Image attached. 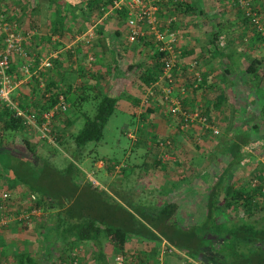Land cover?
<instances>
[{
    "label": "crops",
    "instance_id": "obj_1",
    "mask_svg": "<svg viewBox=\"0 0 264 264\" xmlns=\"http://www.w3.org/2000/svg\"><path fill=\"white\" fill-rule=\"evenodd\" d=\"M61 1H57L60 5V8H58V4H54L49 0H0V16L4 17L6 21H13L20 33L26 35L23 36L26 41L23 48L27 58L23 59L17 56L13 58L11 63V75L16 81L12 98L18 104L17 106L23 112L25 118L34 120L36 123L33 122V125H28L25 118L14 116V118L23 122V127L22 130L16 132L12 142L7 141L3 146L0 141V165L1 161L6 166L9 164L7 156L10 153L9 150L16 154L28 155L24 145L25 141L33 146L38 155L43 147L55 146L62 149V152L66 151L64 148L65 141L70 136L75 135V123L85 113L82 106L87 102L82 101L86 99L87 95L85 93L87 91L92 95H109L116 98L115 113L130 116L135 120V128L137 129L144 128V123H147L145 126L148 128L150 122H153L154 127L161 126L157 121L158 119L152 117V110L147 109L145 113L141 109L144 101H141L143 96L140 98L137 109H134L130 102L131 98H129V96L137 98L139 94L137 90L138 83L131 80L134 76L129 67L143 62L145 66H149L152 62V45L155 43L148 45L151 39L145 37L149 41L145 42V45L140 42L130 44L127 40L129 31L126 22L119 20L116 15L118 11L108 12L110 11L108 9L105 12H101L102 10L91 12L87 11L83 3L84 0ZM150 1L158 9L157 17L161 21L162 30L165 29V23L168 22V19L172 17L175 19L174 24L170 27L172 30L169 32L175 36V46L177 50L181 51L179 67L180 69L183 67L178 71L175 69L176 74L182 71H186L184 74L187 73L188 64L196 61L197 69L201 73V80L203 77V89L214 87L222 91L225 89L223 85L225 82L231 85L226 77H231L234 74L240 75L233 68L230 70V74L224 75L229 55L233 54L235 57L237 55V62L242 63L245 57H257L256 52H259L262 48L261 45L255 44L251 50H247L242 45L243 40L247 37L242 38L241 31L244 32V29L240 19L235 16L221 14V11H224V6L228 7V5L226 6L228 0ZM184 10L187 11L183 13ZM59 17L62 20L61 24L58 23ZM87 33H93V37L88 44H85L82 39ZM247 39L250 40L251 36ZM2 49L3 39L0 36V52ZM240 55H242L241 58ZM90 57L94 59L91 63L88 60ZM200 59L206 60V62H202V67L199 64ZM26 65H29L27 70L24 68ZM213 73L216 75H213ZM219 74L221 77L223 76L222 82L213 85L214 77ZM242 76L244 77V75ZM99 82L106 87L104 91L98 87ZM185 82L186 88L191 89L194 87L192 82L189 83L191 85L188 84L187 80ZM59 96L64 97L68 105V111L66 114L59 112L54 114L51 133L54 145L50 146V144L40 139L37 126L42 122L41 115L50 111L58 103ZM191 100L194 102L197 99L192 97ZM54 102L55 104H53ZM209 104L204 101L201 105L203 107ZM2 108L0 105V127H2L1 121L5 119L3 118ZM211 108L213 107L211 106ZM139 131L142 132V129ZM159 132L165 133L166 131H163V128L160 127ZM142 134L146 136L147 133L142 132ZM8 137L10 136L7 135ZM134 142H137V140ZM147 146L151 151L150 145ZM258 147L259 145H256V148ZM177 150L179 149L177 148ZM252 150L254 152V149ZM250 151L251 148L247 152L254 157L255 154ZM152 154L154 155L153 150ZM153 159L154 157L151 156V159L137 170H139L140 175L138 180L142 181L146 188L144 191L140 190L139 194L145 193L148 197L154 195L157 191L158 194L156 193V195L158 197L155 200H142L139 202L141 198L135 200V197L139 195L138 193L129 196L130 193L126 194L121 190L118 191L122 197L126 194V200L138 209H142L147 205L150 208L151 205L158 204L159 201H166L164 200L165 197L169 198L170 202L174 200L172 203L177 205L176 200L171 196L175 195L176 192L182 193L183 196L184 190L189 188L185 185H188L190 181H186L182 177L178 181L173 182L172 180L169 182L168 179L171 180L172 173L167 171V163L157 162L156 155L155 160ZM48 160L51 159L48 157ZM13 161L15 162V160ZM35 162L37 165L38 162L41 163L42 161L40 162L37 159ZM245 162L246 160L242 164L244 165ZM229 166L230 162L226 168H229ZM97 167L101 169L104 165L99 162ZM108 167L112 177L117 178L120 174L119 166L109 165ZM195 169L199 170V167ZM253 170L261 171L260 166L257 165ZM197 172V174H194L196 181L198 178L202 179L199 171ZM261 172V175L264 176V170ZM230 176L228 174V181H230ZM13 180L12 172L7 170L6 167L0 166V199L3 195H9L16 208L28 211L35 204L32 197L37 196L30 193L26 194L27 191L22 186L11 188ZM161 181L162 183H160ZM155 182H158L157 185H155ZM165 183H168L167 187H163ZM169 183H173V185ZM258 183H260L258 180H253L252 186L259 185ZM246 184L239 182L234 188ZM13 185H15L14 182ZM79 186L82 188L85 187V184L81 183ZM180 188L181 190L178 191L177 189ZM14 190L19 195L16 196ZM79 191L81 192V189ZM189 193L190 190L187 194ZM161 195L163 199H161ZM60 196L63 198L65 195L61 194ZM78 199L74 198L71 202L76 215L80 207L83 206L82 200L79 201ZM147 199L149 200V198ZM20 200L21 202H18ZM188 201L187 199L182 200V202H186L184 205L186 212L191 213L193 216L206 218V205H199L194 210L193 205ZM180 208L178 206V210ZM36 210L39 212L32 216L27 223L11 220L10 218L8 223L0 227V264H71L74 259H78V264H97L93 256L95 248L91 242H74L73 238L64 237V234H62L64 227L61 229L55 227V215L58 211ZM226 214L228 215L229 212L223 215ZM16 215L18 214L14 213V216ZM178 226L180 225L178 224ZM103 247L105 264L184 263L177 262L174 256L175 254L181 255V253L173 248L166 249L165 242L156 245L132 237L129 242L125 243L123 251L115 249L113 245L105 241H103ZM153 250H156L154 256L151 255ZM166 253L168 254L166 255ZM75 256L77 258H74ZM118 259H122V263H119ZM184 261L187 264H203L200 261L188 258L186 255H184Z\"/></svg>",
    "mask_w": 264,
    "mask_h": 264
},
{
    "label": "trees",
    "instance_id": "obj_2",
    "mask_svg": "<svg viewBox=\"0 0 264 264\" xmlns=\"http://www.w3.org/2000/svg\"><path fill=\"white\" fill-rule=\"evenodd\" d=\"M49 1L58 4V0ZM228 1L235 8L232 9V13L235 12V17L240 19L244 32L249 31L253 36L250 40L245 38L242 45L247 50H251L257 43L264 46L263 1L244 0L248 3L247 9L238 4L239 0ZM83 3L87 11L99 12L102 10L101 12H105L112 6L113 0H84ZM59 6L58 4L57 7L60 8ZM186 11L184 10L183 13ZM116 15L119 20L126 22L125 9L118 11ZM58 19V23L61 24V18ZM255 20L258 22L256 23ZM174 22H171L172 24L168 27L169 31L172 30L170 27ZM245 36L244 33L242 38ZM147 40L148 38L143 37L139 38L138 42L145 45V42H149ZM151 44H154L152 39L148 45ZM152 48V62L149 66H145L143 62L129 67L138 83V99L129 96L134 109L138 108L140 98L144 96L146 90L158 81L163 68L164 54L159 52L155 44L152 45ZM241 57L242 55H240ZM232 68L240 75H244L248 82L250 80L259 82L264 77V59L259 57H245L242 63H238L237 55L235 57L231 54L227 57L224 75L230 74ZM177 71L175 70L173 75H176ZM203 85L202 77L201 82L191 92L202 91ZM85 94L87 97L82 102L94 101L96 103L95 114L92 118L84 114L83 128L77 134L70 136L69 140L74 146L73 152L76 148H81L88 143L99 142L102 139L104 127L115 113L116 98L109 95H92L89 94V91ZM180 103L181 106L185 104V98L182 97ZM220 103L221 101H217V104L213 106L214 109H218ZM260 106L259 121L249 129H243L241 132H237L230 126L223 129L224 136L218 141L216 152L221 156H229L230 166L229 168L225 167L216 184L206 196L205 220L187 230H183L177 225L175 220L177 206L173 203L162 201L151 205L150 208L147 205L142 209L134 207V210L130 211L125 206L126 203L123 205V203L117 202L115 197L110 196L109 200L100 199L97 191L91 187H88V192L82 191V188L87 187L80 188L75 177H71L69 174L64 177L59 175L60 178H55L56 175L48 173V170H51L50 164L47 163L48 158L42 159L27 141L24 142V145L28 155L16 154L9 150L10 153L7 155L9 164L6 166L1 161L0 166L6 167L12 172L15 185L12 182L11 188L22 186L27 191L26 194L37 196L35 204L28 210L58 211L55 215V227L57 229L65 228L62 233L65 238H73L74 242H91L93 244L95 248L93 256L97 264H105L103 241L109 242L115 249L123 251L127 239L131 237L156 245L165 242L166 249L173 248L188 258L203 264H264V176L261 175L264 166L257 163L256 165L260 166L261 171L251 170L252 180H258L259 185L246 184L242 187L230 188L227 180V176L234 166H241L244 160L253 161L252 155L243 150L250 147V132L255 131L256 133L264 128V101L260 103ZM2 111L5 119L1 121L0 141L4 146L7 141L12 142L16 132L22 130L23 122L14 118V114L8 109L2 108ZM195 111L199 113L200 118H204L208 124H212L208 116L211 112V105L203 106L200 111ZM7 135L10 137L7 138ZM41 140L46 142L44 139ZM139 142H135L134 145H139ZM142 144L145 145V142ZM260 150L261 147L257 148V151L255 149V152L259 153ZM66 153L67 155L72 154L69 151ZM37 159L42 162H38L36 165L35 160ZM69 166L73 168V164ZM54 173L57 174L55 171ZM61 194L65 196L62 198ZM74 198H79L78 200L83 202L77 215L71 204ZM68 204L71 205L66 207ZM226 212L229 214L223 216ZM235 213H241V216L232 217L231 214ZM221 215L225 217V221H219L218 218ZM74 242L72 243L74 244ZM213 245L217 247L214 249ZM155 254L156 250L151 251L152 256Z\"/></svg>",
    "mask_w": 264,
    "mask_h": 264
},
{
    "label": "rangeland",
    "instance_id": "obj_3",
    "mask_svg": "<svg viewBox=\"0 0 264 264\" xmlns=\"http://www.w3.org/2000/svg\"><path fill=\"white\" fill-rule=\"evenodd\" d=\"M262 1L264 3V0ZM227 5L228 7L224 6V11H221V14L235 16V12L232 13V9L234 10L235 8L231 6V2H228L226 6ZM262 22H264V18ZM3 25H6L7 29H15L18 35L22 37L26 36L25 34L20 33L13 21H6L4 17L0 16V36H2L3 39V49L1 52L5 48L6 37L5 33L1 30L3 29ZM241 32L242 34L245 33L247 38L252 36L249 31ZM25 45L26 41H24V47ZM256 45L259 46L261 44L257 43ZM256 56L260 59H264V46H262L259 52H256ZM205 59H207V57H205ZM202 62H206V60H199L200 67L203 66ZM184 72L186 71L179 72L175 75L174 84L171 86L172 93L168 95L167 99L164 98L165 94L163 93V89L167 86L165 83H160L153 88L150 86L141 99V101L144 100L141 109H143L145 113L147 109L152 110V117L158 119L157 121L161 126H158V128L154 127V124H152L153 122H150L148 128L145 126L147 123H144V128L137 129L135 128V120L130 116L115 113L104 127L103 136L99 142L88 143L81 148L75 147L76 149L73 152L72 150L74 149V146L69 140V137L66 139L65 148L68 147L67 151L72 152V154L70 153L71 155H67V151L62 152V149H59V147H43L39 155L42 158L49 157L51 159L47 160V163L51 166V170L49 169L48 173L56 175L55 178H60L59 175L64 177L69 174L71 177H75L78 185H81V183L85 184L87 188H82V191L88 192L87 190L91 187L97 191L100 199L109 200L110 196H112V198L115 197L116 199H114L117 202L123 203V205L126 203L125 206L128 207L130 211H133L134 204H128L129 202H127V197H125V195L130 193L128 195L133 196V193L139 194L140 190L144 191L146 189L144 187L145 184L138 180L140 175L139 170L137 169L143 167L145 162L151 159V156L154 157L153 160H155L156 155V161L164 164L167 163V171H171L172 173L170 176L171 180H169L170 178L168 179L169 182L172 180L173 182L178 181L181 177L186 181H190L188 185H185L189 188L184 190L183 196L180 192H176L175 195L171 196L176 200L175 202L177 205L181 207L180 210H178V206L176 205L178 210L175 212L177 225L179 224L181 229L187 230L197 224H201L205 220V217L193 216L191 213L186 212V207H184L186 202L184 203L182 200L187 199L188 201L189 199L190 202H188L193 205L194 210L197 209L199 205H206V196L209 190L216 184V180L230 161L229 156H221L216 152V145L224 136L223 129L230 126L235 128L237 132H241V130L249 129V127L258 123V113L261 107L260 103L264 101V77H262V80L259 82L255 80H250L248 82L245 76L243 77L242 75L234 74L231 77H226V80L231 82V85L225 82V84H223L225 89L222 91H219L214 87H205L202 91L192 93L191 90L196 87H190L191 89L186 88L185 81L187 80L188 84L190 82L194 83V72L192 70H189V72L187 71L185 74ZM213 75L216 74L213 73ZM220 77V74L214 77L215 80H213V85L217 82H222L223 76ZM102 80L104 81V79ZM131 80L136 83V77ZM103 83L101 84L99 82L98 84V87L102 91L106 88ZM150 89L154 95L146 98L147 92ZM182 97L185 98V104L182 105V110H185L188 113L193 112V110L200 111L202 109L201 104H203L204 101L206 104L210 103L209 105L212 107L214 104H217V101H221L218 105V109H214V107L211 108V112L208 115L212 124L202 125L200 123L201 121L195 120L187 127V129L185 128L182 130V128H180L179 115L176 116L177 114H174L172 111V103L180 102V100L182 101ZM192 97H196L197 100L192 102ZM95 107L96 103L94 101L87 102L82 106L83 111L85 112L83 115L85 114L89 118H92L95 114ZM84 121L85 117L82 116L75 123V134L83 128ZM212 126L218 130V135L212 133ZM160 127L166 132H159ZM141 129L143 133H147L146 136L139 131ZM259 132L261 133L259 134ZM263 132L264 128H261L256 133L255 131L253 133L250 132V147L243 151L247 152V150L251 148L250 152H253L252 149H254L253 154H255V156L252 157L253 161L251 160L249 162L248 160L247 162L246 160L244 165L234 166L230 170L229 174L231 176L229 177L230 181L228 182L230 188L234 187L239 182L252 184L251 170L255 168L256 163H260L264 166ZM150 136L152 137V140ZM143 139H145V145L142 144V142H144ZM135 140L138 142L140 141L139 145L134 146L133 144L132 146V143H135ZM164 140L169 141L171 144L170 147L168 145V147L165 148V151L169 154L167 162L159 159L162 151V148L159 147V142H164ZM146 144L150 145L151 151ZM256 145L261 147L259 153L255 152V149L257 151ZM177 148L179 150H177ZM52 149H54V152H52ZM152 150L154 151V155L152 154ZM99 162L104 165L101 169L97 167V163ZM70 164H73V168L69 166ZM109 165L119 166L120 174H118L117 178L112 177V173H109ZM170 165L173 166L170 167ZM189 166L191 167L190 169L188 168ZM197 167H199V170L195 169ZM239 167L240 169L238 170ZM54 171L57 174H55ZM197 171H199L202 179L198 178L196 181V176H194V174H197ZM157 183L158 182H155V185H157ZM160 183H162V181ZM169 184L173 185V183ZM167 186L168 183H165L163 187ZM119 190L126 193L123 196L125 198H123L118 192ZM177 190L179 191L181 188ZM188 190H190L189 194H187ZM13 192L16 196L17 194L19 195L16 190ZM156 193L158 194L157 191ZM156 193L148 197L145 193H140L135 197V200L141 198L139 202L142 200L153 201L158 197ZM147 198H149V200ZM161 199H163V196ZM9 200L10 202H8ZM9 200L7 201L9 207L6 209V219L15 217L14 213L19 214V212L25 211L16 208L10 196ZM164 200L170 202L169 198L165 197ZM1 202L2 200L0 199V204ZM18 202H21V200ZM160 202L161 201L158 203ZM176 213L178 214L177 217ZM223 216L221 215V217L218 218L220 222L225 221V217ZM231 216H241V213L231 214ZM131 238L127 239L126 242H129ZM174 257H176L177 262L180 261L181 263L184 262L183 264H187L184 261V254H175ZM74 258L77 257L75 256Z\"/></svg>",
    "mask_w": 264,
    "mask_h": 264
},
{
    "label": "built area",
    "instance_id": "obj_4",
    "mask_svg": "<svg viewBox=\"0 0 264 264\" xmlns=\"http://www.w3.org/2000/svg\"><path fill=\"white\" fill-rule=\"evenodd\" d=\"M238 4L247 9L248 3L244 0H239ZM126 10V26L128 28V37L127 40L130 44H135L138 42L139 38L148 37L152 39L159 50L160 53L164 54L163 60V68L161 74L158 78L156 84L151 85L154 86L165 83L167 86L163 89V93L165 94L164 98L167 99L168 95L172 93L171 86L174 84V75L173 71L175 69L181 70L183 67H179V61L181 59V51L177 50L175 46V36L173 33L169 32L168 27L171 22L175 21L174 17L168 20L165 23V29H161V21L157 17V7L150 0H113L112 6L110 7V11H122ZM255 22L257 23L258 20ZM5 33V48L2 52H0V105L3 108L11 111L16 118H25L23 112L18 108V104H16L12 98V94L16 88V81L11 75V63L13 58L21 57L23 59L27 58L26 52L23 48V44L25 39L18 35L15 29H7L6 25H3V29H1ZM93 37V33H87L86 36L82 39L85 44H88ZM89 63L93 62L94 59L90 57ZM29 65H26L24 68L27 70ZM187 71L194 72V83L193 86L197 87V85L201 82V74L197 69V62L192 61L188 64ZM154 93L151 89L147 92L146 98L148 96H153ZM172 111L174 114L179 115V123L181 125L180 128L184 130L192 122L195 120L201 121L202 125L208 124L206 119L200 118L199 113L194 111L193 113H188L185 110H182V106L180 102L172 103ZM68 111V105L64 99V97L59 96L58 103L54 105V107L41 115V124L37 126V131L40 135V139H44L47 143L54 145V141L51 137L52 133V118L56 112L66 114ZM26 119V118H25ZM35 121L26 119V123L28 125H33ZM36 124V123H35ZM212 133L214 135H218L219 132L211 127ZM170 147V142L164 140V142H159V147L162 148L159 159L161 161H168L169 154L165 151L166 147ZM264 192V191H263ZM0 204V227L4 226L9 222L6 219V209L9 207L7 201L9 200V195H3L1 197ZM32 201H35V197H32ZM10 202V200L8 201ZM36 209H31L28 211L20 212L15 217H12L11 220L27 223L30 218L37 214ZM119 263H122V259H118ZM71 264H78L77 260H73Z\"/></svg>",
    "mask_w": 264,
    "mask_h": 264
}]
</instances>
